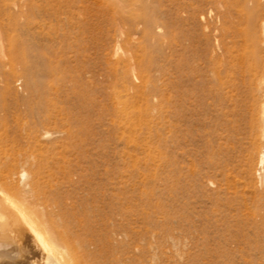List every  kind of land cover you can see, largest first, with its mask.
<instances>
[{
    "label": "rangeland",
    "instance_id": "obj_1",
    "mask_svg": "<svg viewBox=\"0 0 264 264\" xmlns=\"http://www.w3.org/2000/svg\"><path fill=\"white\" fill-rule=\"evenodd\" d=\"M263 104L264 0H0V173L69 264H264Z\"/></svg>",
    "mask_w": 264,
    "mask_h": 264
},
{
    "label": "bare ground",
    "instance_id": "obj_2",
    "mask_svg": "<svg viewBox=\"0 0 264 264\" xmlns=\"http://www.w3.org/2000/svg\"><path fill=\"white\" fill-rule=\"evenodd\" d=\"M246 14H249V11ZM55 72V68L49 67V75L55 77ZM41 85L43 84L40 80L36 81L31 77L29 87L34 94L40 93ZM117 99L118 104L121 105L120 111L125 112V115L130 117L128 112V109L131 108L129 94H118ZM45 101L50 102L47 99ZM260 121L263 122L264 127V114L262 116L260 114ZM44 135H52V132L47 130ZM259 139L261 142V135ZM258 153V171L261 170L264 173V145L262 148L260 146ZM258 174L260 175V172ZM28 175L25 169L20 171L18 175L19 182L13 183L8 180L9 173H0V264H69L67 255L69 250L74 249V244L67 229H57V224L46 217L47 203H31L32 201L23 203L22 197V200H18V197L14 198L6 192L7 189H13L16 193L21 192L24 190L20 187L21 182L25 183L26 187H34L35 179L25 181ZM39 206H43L40 208L43 211L42 216L38 211ZM38 251L44 254L43 261L33 259L35 256L32 255H35Z\"/></svg>",
    "mask_w": 264,
    "mask_h": 264
}]
</instances>
